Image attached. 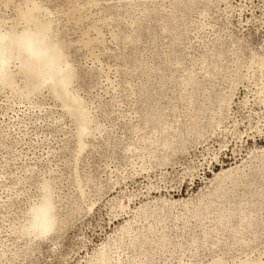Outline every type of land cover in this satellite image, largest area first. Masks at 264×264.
<instances>
[{
    "label": "rangeland",
    "instance_id": "374dc122",
    "mask_svg": "<svg viewBox=\"0 0 264 264\" xmlns=\"http://www.w3.org/2000/svg\"><path fill=\"white\" fill-rule=\"evenodd\" d=\"M0 264H264V0H0Z\"/></svg>",
    "mask_w": 264,
    "mask_h": 264
}]
</instances>
